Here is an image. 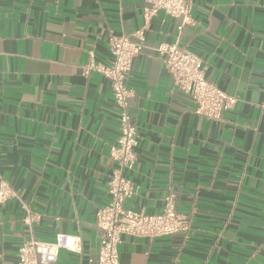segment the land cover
<instances>
[{"label": "crops", "instance_id": "obj_1", "mask_svg": "<svg viewBox=\"0 0 264 264\" xmlns=\"http://www.w3.org/2000/svg\"><path fill=\"white\" fill-rule=\"evenodd\" d=\"M192 25L163 12L149 47L177 44L198 55L205 78L237 99L219 121L195 114L157 54L127 74L137 127L125 207L159 214L174 196L186 236H122L120 264H264V0H191ZM143 0H0V176L16 197L0 203V264H17L29 237L78 236L80 253L54 264H96L95 212L108 201L118 138L110 82L82 73L111 61L108 36L143 25ZM22 204L31 214L25 222Z\"/></svg>", "mask_w": 264, "mask_h": 264}, {"label": "built area", "instance_id": "obj_2", "mask_svg": "<svg viewBox=\"0 0 264 264\" xmlns=\"http://www.w3.org/2000/svg\"><path fill=\"white\" fill-rule=\"evenodd\" d=\"M158 12L179 19L178 31L194 23L191 0H143V25L129 35L108 36L110 64H96L91 56L82 70L84 76L97 72L110 82L113 103L118 111V138L108 150L109 158L115 164L107 182L108 201L95 212L96 226L100 231L96 264H120L118 246L122 236L146 239L175 234L186 236L190 229L189 219L177 213L171 194L164 198V207L159 214H146L125 207L134 192L125 172L136 162L134 149L138 143L137 127L129 113L131 91L127 87V74L133 59L146 49L160 56L173 86L191 98L195 114L206 120L219 121L237 101L205 78L202 59L189 49L177 44L147 45L145 32ZM14 197L16 194L0 176V203ZM22 209L25 222L30 224L32 214L29 208L22 204ZM60 250L80 253L79 237L57 234L54 242H43L31 236L18 248L17 264H54Z\"/></svg>", "mask_w": 264, "mask_h": 264}]
</instances>
